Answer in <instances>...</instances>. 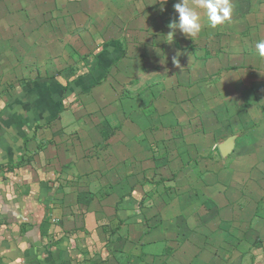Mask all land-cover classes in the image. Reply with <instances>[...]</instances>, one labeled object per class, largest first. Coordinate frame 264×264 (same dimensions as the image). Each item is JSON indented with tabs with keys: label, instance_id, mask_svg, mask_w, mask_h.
<instances>
[{
	"label": "crops",
	"instance_id": "crops-1",
	"mask_svg": "<svg viewBox=\"0 0 264 264\" xmlns=\"http://www.w3.org/2000/svg\"><path fill=\"white\" fill-rule=\"evenodd\" d=\"M177 15L169 19L178 22ZM192 63L181 68L196 70ZM255 88L251 105L246 96L240 104L225 100V124L206 139L191 137L192 150L174 159L169 148L183 141L169 134L158 106L154 129L164 136L147 142L138 125L99 134L103 118L79 120L60 88L7 89L0 96V264H264V82ZM145 90L137 91L144 102ZM246 112L256 117L253 128ZM125 136L127 147L116 141L120 157L113 143ZM152 145L160 171L136 163L137 155L151 157Z\"/></svg>",
	"mask_w": 264,
	"mask_h": 264
},
{
	"label": "rangeland",
	"instance_id": "rangeland-1",
	"mask_svg": "<svg viewBox=\"0 0 264 264\" xmlns=\"http://www.w3.org/2000/svg\"><path fill=\"white\" fill-rule=\"evenodd\" d=\"M176 2L167 0L161 11L162 0H0V96L16 87L29 93L34 87L47 92L60 88L62 97L71 98L67 106L79 120L96 125L103 118L99 134L130 133L131 126L137 131L138 125L147 142L164 136L154 129L153 114L158 106L157 113L167 115L163 123L169 125V134L183 141L168 147V154L171 159L184 157L195 143L191 137L206 139L212 126L221 125L222 120L225 124V100L240 104L246 96L251 105L252 90L264 82V57L255 47L264 40V0H230L231 19L215 28L197 7L198 0H189L201 13L202 30L194 38L177 31L174 43L167 35L173 22L169 15L178 14L173 7ZM176 57L191 65L198 60L199 67H177L173 63ZM229 57L240 66H228ZM144 87L146 102L137 93ZM186 96H191L187 103ZM171 104L174 109L164 110ZM232 108L230 104L228 109ZM246 113L248 128H253L256 117ZM116 141L127 147L126 136L114 139L113 145L119 149ZM199 141L205 144V140ZM120 149V157L126 156ZM157 149L153 145L147 149L148 160L137 155L138 167L160 171ZM153 191L149 198L158 202L159 195ZM215 264L222 263L216 260Z\"/></svg>",
	"mask_w": 264,
	"mask_h": 264
},
{
	"label": "clouds",
	"instance_id": "clouds-1",
	"mask_svg": "<svg viewBox=\"0 0 264 264\" xmlns=\"http://www.w3.org/2000/svg\"><path fill=\"white\" fill-rule=\"evenodd\" d=\"M166 2L167 0H162L161 11L164 10L163 4ZM173 7L175 12L178 13V22L173 21L168 25L171 31L167 36L173 41L174 36L179 31L187 38L197 37L202 30L200 23L201 13L197 11L196 7L190 5L189 0H177ZM197 7L204 10L212 28L222 25L231 19L232 8L230 0H198ZM255 47L259 55L264 57V40L258 41ZM173 63L180 67L178 57L173 59Z\"/></svg>",
	"mask_w": 264,
	"mask_h": 264
}]
</instances>
